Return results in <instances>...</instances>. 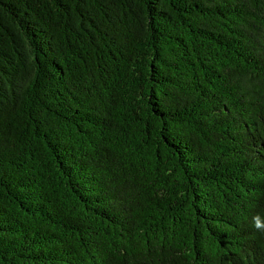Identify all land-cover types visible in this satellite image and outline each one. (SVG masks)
Instances as JSON below:
<instances>
[{
  "label": "trees",
  "instance_id": "1",
  "mask_svg": "<svg viewBox=\"0 0 264 264\" xmlns=\"http://www.w3.org/2000/svg\"><path fill=\"white\" fill-rule=\"evenodd\" d=\"M0 264H264V0H0Z\"/></svg>",
  "mask_w": 264,
  "mask_h": 264
}]
</instances>
